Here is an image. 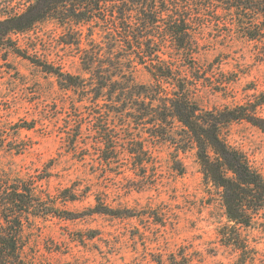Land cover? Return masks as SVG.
<instances>
[{
    "label": "rangeland",
    "instance_id": "1",
    "mask_svg": "<svg viewBox=\"0 0 264 264\" xmlns=\"http://www.w3.org/2000/svg\"><path fill=\"white\" fill-rule=\"evenodd\" d=\"M0 2L5 5L9 0ZM64 31L50 19L29 32L14 34L10 44H0V172L13 178L47 176L41 188L52 195L75 188L77 199L59 202L58 211L80 215L73 220L30 216L24 232L29 261L234 264L239 252L224 245L219 235L220 225L228 222L222 198L204 180L195 150L176 154L167 144L153 149L141 188L133 186L139 178L133 171L102 169L96 151L100 137L89 100L78 102V94L61 89L53 74L15 50L85 76L77 49L63 43ZM226 32L225 27L209 26L200 34L201 104L212 108L264 100V42L232 39ZM133 74L141 83L152 81L141 64ZM258 111L264 116V103ZM223 135L264 175V132L238 121L225 127ZM74 139L79 143L76 149L71 146ZM175 156L184 173L175 168ZM96 195L112 208L132 209L137 215L93 213ZM258 221L256 226L241 228L254 254L248 264H264V219Z\"/></svg>",
    "mask_w": 264,
    "mask_h": 264
},
{
    "label": "trees",
    "instance_id": "2",
    "mask_svg": "<svg viewBox=\"0 0 264 264\" xmlns=\"http://www.w3.org/2000/svg\"><path fill=\"white\" fill-rule=\"evenodd\" d=\"M50 19L64 27L63 43L77 49L85 76L15 50L53 74L61 89L78 94V102L89 100L102 169L133 171L139 177L133 186L141 188L153 149L167 144L176 154L195 150L204 180L219 191L225 207L228 222L219 227L220 239L239 252L234 264H248L254 254L241 228L264 219V175L227 141L223 130L247 121L264 132V116L258 111L264 100L204 106L198 96L204 77L197 56L200 34L209 26L225 27L232 39L264 42V0H9L0 2V44H10L14 34ZM140 64L151 75L150 83L134 76ZM71 143L75 149L79 145L77 139ZM177 156L175 168L184 173ZM46 179L0 172V264H33L24 241L30 216L79 218L58 211L59 202L77 199L75 188L52 195L41 188ZM91 210L137 215L132 209L112 208L98 195Z\"/></svg>",
    "mask_w": 264,
    "mask_h": 264
}]
</instances>
